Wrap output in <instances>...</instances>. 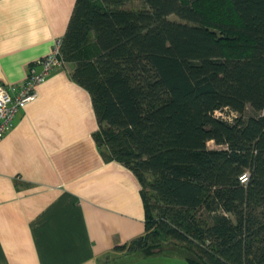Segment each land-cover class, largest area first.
I'll list each match as a JSON object with an SVG mask.
<instances>
[{"label":"trees","instance_id":"obj_1","mask_svg":"<svg viewBox=\"0 0 264 264\" xmlns=\"http://www.w3.org/2000/svg\"><path fill=\"white\" fill-rule=\"evenodd\" d=\"M200 1L77 0L62 55L98 141L143 182L146 231L117 249L173 241L196 251L190 264H264V0H229L226 17ZM103 126L125 146L103 143Z\"/></svg>","mask_w":264,"mask_h":264},{"label":"crops","instance_id":"obj_2","mask_svg":"<svg viewBox=\"0 0 264 264\" xmlns=\"http://www.w3.org/2000/svg\"><path fill=\"white\" fill-rule=\"evenodd\" d=\"M76 2L0 0V86L19 87L51 54ZM75 69L66 61L39 84L0 140V264H190L170 253L130 262L117 249L146 231L144 186L98 141Z\"/></svg>","mask_w":264,"mask_h":264},{"label":"built area","instance_id":"obj_3","mask_svg":"<svg viewBox=\"0 0 264 264\" xmlns=\"http://www.w3.org/2000/svg\"><path fill=\"white\" fill-rule=\"evenodd\" d=\"M62 48L63 39H57L51 54L40 59L31 67L27 79L19 87L0 86V140L13 125L19 112L37 98V86L45 81L54 70L65 65ZM13 92L15 93L13 94ZM249 178L250 174L246 172L240 177V180L246 184Z\"/></svg>","mask_w":264,"mask_h":264},{"label":"rangeland","instance_id":"obj_4","mask_svg":"<svg viewBox=\"0 0 264 264\" xmlns=\"http://www.w3.org/2000/svg\"><path fill=\"white\" fill-rule=\"evenodd\" d=\"M197 6L201 9H203L204 11L214 15L215 17H226L228 12L225 11L226 8H229V0H203V1H200ZM127 9H130V10H139V9H142L143 8V5L140 1H133V2H130L129 4H127L125 6ZM171 19H174V20H177L178 18L176 16H171L170 17ZM90 40H94L93 38V35L91 37ZM86 48H87V45H86ZM89 49H91V46L89 47ZM250 111H248L249 113ZM216 115L218 117H222V118H226V119H229L230 117L233 118V114L228 111V110H225V111H217L216 112ZM106 126H103L102 127V130L100 132V140L103 142V143H108L109 146H111L112 144H110V141H111V136L115 133V135L119 134L120 135V138L117 139V141L115 142L116 143V148L119 149V148H123L125 146V139H124V135H123V132H120V131H116L114 132L113 134L110 133L107 134V130H106ZM209 147L210 148H217L218 146L214 143V142H209ZM117 146H120V147H117ZM145 182L146 184L149 183V178L146 177L145 178ZM147 192H149V196L151 195V192L149 191V188L147 187ZM154 216L157 218L158 217V212H154ZM161 249L164 250L166 253H170V254H175V255H182V256H185V257H190L192 259H194L195 261H199V258H198V255L196 253L195 250H190L188 249L187 247H183L182 245L180 244H177L173 241H166V242H163L161 245H160ZM128 254H127V259L128 261L132 262L133 260L135 261L136 259H138L139 257H141V250H139L138 248L135 249V248H130V249H127L126 251ZM124 263V262H123ZM127 262H125L126 264ZM203 264V263H201Z\"/></svg>","mask_w":264,"mask_h":264}]
</instances>
